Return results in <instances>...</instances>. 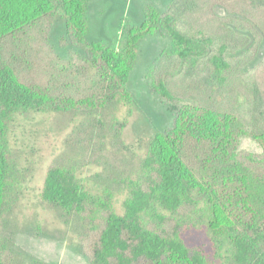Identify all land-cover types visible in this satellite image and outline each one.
Returning <instances> with one entry per match:
<instances>
[{
  "label": "trees",
  "instance_id": "obj_1",
  "mask_svg": "<svg viewBox=\"0 0 264 264\" xmlns=\"http://www.w3.org/2000/svg\"><path fill=\"white\" fill-rule=\"evenodd\" d=\"M89 2L0 0V264H17L10 242L36 172L13 136L18 120L36 115L66 133L41 193L52 221L37 225L38 237L89 264H264V59L238 78L231 55L247 49L240 66L264 56V0H171L165 11L147 3L120 48L88 40ZM153 36L168 45L149 86L173 123L129 147L120 142L134 108L129 83L140 43ZM235 79L252 90L242 102L250 118L222 105L234 103ZM244 137L260 153L240 150ZM90 167L98 171L83 176ZM196 222L220 261L186 244Z\"/></svg>",
  "mask_w": 264,
  "mask_h": 264
},
{
  "label": "rangeland",
  "instance_id": "obj_2",
  "mask_svg": "<svg viewBox=\"0 0 264 264\" xmlns=\"http://www.w3.org/2000/svg\"><path fill=\"white\" fill-rule=\"evenodd\" d=\"M171 0H90L88 22L90 26L89 41H101L114 48L122 45L123 28L137 26L143 20V8L151 3L161 11H165ZM62 21H57L52 33L51 42L58 51V38L64 34ZM168 42L161 36L144 39L138 48V60L131 75L129 89L134 99V108L120 142L129 147H136L140 139H148L157 132H162L173 123V114L169 106L158 99L150 89L149 69L154 64L161 50ZM247 49L231 55L237 66L235 76L241 73L249 74L251 69L264 59L263 51L254 63L242 65ZM239 66V67H238ZM171 74V73H170ZM234 79V78H233ZM239 79H235L230 91L234 93V103L223 106L230 107L250 118V104L243 105V100L253 98L251 88H240ZM173 81V79H172ZM179 81H173L172 86L178 88ZM171 86V87H172ZM221 100V99H220ZM221 105V106H222ZM248 112V113H247ZM66 133L58 134L51 129L47 116L36 115L31 121L18 120L13 142L15 146L36 160V172L23 192V203L20 211L19 231L13 236L10 245L16 255L17 264H89L87 259L79 254L76 248L65 242L51 241L38 237L36 227L44 222L52 221V216L41 200V193L49 165L62 151V141ZM239 148L242 151L260 153V148L254 140L248 137L241 139ZM98 171L95 167L85 169L83 176H90ZM124 195H119L115 207L122 213ZM186 244L202 252L210 260L220 261L223 251H218L211 241L205 226L196 222L184 233Z\"/></svg>",
  "mask_w": 264,
  "mask_h": 264
}]
</instances>
